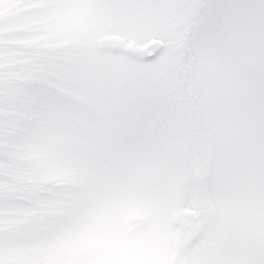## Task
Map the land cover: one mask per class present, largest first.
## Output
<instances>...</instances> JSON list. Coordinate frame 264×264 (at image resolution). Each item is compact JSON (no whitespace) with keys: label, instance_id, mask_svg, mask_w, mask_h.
<instances>
[{"label":"snow or ice","instance_id":"6c2138e0","mask_svg":"<svg viewBox=\"0 0 264 264\" xmlns=\"http://www.w3.org/2000/svg\"><path fill=\"white\" fill-rule=\"evenodd\" d=\"M0 264H264V0H0Z\"/></svg>","mask_w":264,"mask_h":264}]
</instances>
